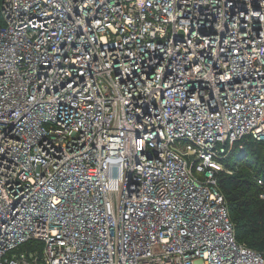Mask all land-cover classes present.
<instances>
[{
	"label": "built area",
	"instance_id": "1",
	"mask_svg": "<svg viewBox=\"0 0 264 264\" xmlns=\"http://www.w3.org/2000/svg\"><path fill=\"white\" fill-rule=\"evenodd\" d=\"M1 21L0 264H264L218 181L264 141V0H2Z\"/></svg>",
	"mask_w": 264,
	"mask_h": 264
},
{
	"label": "trees",
	"instance_id": "2",
	"mask_svg": "<svg viewBox=\"0 0 264 264\" xmlns=\"http://www.w3.org/2000/svg\"><path fill=\"white\" fill-rule=\"evenodd\" d=\"M0 0V25L1 21ZM255 147V150L250 149ZM264 141L250 142L247 148L233 154L225 161L227 171L218 174L221 191L226 197L229 209L236 223L237 239L240 243L264 250V199L260 197V180L264 182ZM241 167L252 170L250 175L238 173ZM229 171V172H228ZM252 178V180H251ZM252 190L255 194L251 193Z\"/></svg>",
	"mask_w": 264,
	"mask_h": 264
},
{
	"label": "rangeland",
	"instance_id": "3",
	"mask_svg": "<svg viewBox=\"0 0 264 264\" xmlns=\"http://www.w3.org/2000/svg\"><path fill=\"white\" fill-rule=\"evenodd\" d=\"M250 149H252V150H255V154H257L258 153V150L256 151V149H255V147H251ZM263 155H264V152L262 153ZM247 168H245V167H241L240 168V170L238 171V173H246L247 175H249V177H250V175L252 174L251 173V171L252 170H246ZM225 171H227L226 170V168H225ZM229 172V171H228ZM251 173V174H250ZM252 176H253V174H252ZM251 180H252V178H251ZM251 193H253V194H255V191L254 190H252V192H250V195H251ZM256 195V194H255Z\"/></svg>",
	"mask_w": 264,
	"mask_h": 264
}]
</instances>
